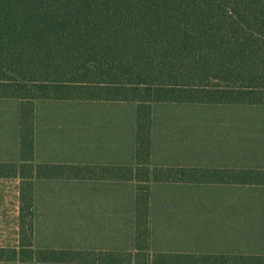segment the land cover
<instances>
[{
	"label": "trees",
	"instance_id": "trees-1",
	"mask_svg": "<svg viewBox=\"0 0 264 264\" xmlns=\"http://www.w3.org/2000/svg\"><path fill=\"white\" fill-rule=\"evenodd\" d=\"M0 98L20 101L21 158L35 155V101L137 104L136 252L37 250L34 190L20 191L19 252L59 264H264V255L151 251V182L264 185V169L153 167L154 103L264 107V0H0ZM39 176L91 177L94 167L46 165ZM15 163H0L13 177Z\"/></svg>",
	"mask_w": 264,
	"mask_h": 264
},
{
	"label": "crops",
	"instance_id": "crops-1",
	"mask_svg": "<svg viewBox=\"0 0 264 264\" xmlns=\"http://www.w3.org/2000/svg\"><path fill=\"white\" fill-rule=\"evenodd\" d=\"M186 104L154 103L151 168L264 169V133L252 142L251 156L246 145L234 149V158L200 157L215 149L200 144L195 126L178 114L160 115ZM136 127L133 102L39 99L35 155L23 160L20 101L0 98V163L18 166L16 176L0 177V247L26 248L20 246V191L23 181H32L34 236L28 249L135 253L138 182L116 180L110 168L137 170ZM46 165L92 166L94 172L90 178L83 170L79 178L39 176ZM151 194L152 252L264 255V185L152 181ZM197 228L210 231L201 235ZM26 259L19 253L0 264H59L39 262L35 255Z\"/></svg>",
	"mask_w": 264,
	"mask_h": 264
},
{
	"label": "rangeland",
	"instance_id": "rangeland-1",
	"mask_svg": "<svg viewBox=\"0 0 264 264\" xmlns=\"http://www.w3.org/2000/svg\"><path fill=\"white\" fill-rule=\"evenodd\" d=\"M178 108H180L179 111H163L160 112V115L162 118L173 119L175 116L178 118V114L180 118H184V123L195 126L196 134L200 136L197 140L203 139L200 144H211L213 149H215L206 150L203 154L199 153L200 157L204 155L214 157L223 155V157L229 158L235 148L243 149L246 145L249 147L248 156H251L253 150L251 147L253 146L252 142L262 139L261 137L264 133V108H249L237 105L186 104L182 106L175 105L172 109L177 110ZM171 123L174 124L175 120H172ZM257 146L258 144L254 147ZM236 154L238 152H235L234 156ZM232 158L234 157L232 156ZM201 219L199 217L196 218L197 222ZM209 231L210 229L206 228L196 229L198 234L206 236ZM210 245L213 244L211 243Z\"/></svg>",
	"mask_w": 264,
	"mask_h": 264
}]
</instances>
